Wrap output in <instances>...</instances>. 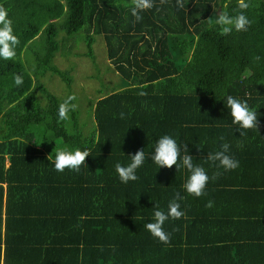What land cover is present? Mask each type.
<instances>
[{
    "label": "trees",
    "instance_id": "obj_1",
    "mask_svg": "<svg viewBox=\"0 0 264 264\" xmlns=\"http://www.w3.org/2000/svg\"><path fill=\"white\" fill-rule=\"evenodd\" d=\"M151 3L137 22L133 0H0L19 41L15 58L0 60V264H231L218 260L223 242L234 256L264 252V0ZM224 13H243L246 30L221 35L215 18ZM82 29L88 51L72 52L94 59V35H102L122 83L107 95L96 89L93 127L84 129L76 110L57 121L65 98L39 80L51 72L71 87L69 71L53 60L66 52L59 31ZM42 31L34 76L23 53ZM15 74L23 76L20 87ZM227 95L256 111V128L239 135L223 104ZM164 134L206 170V195L183 191L186 169H157L151 161ZM223 143L239 162L234 170L207 159ZM55 146L90 154L78 173H57L50 162ZM138 150L145 154L138 179L121 184L114 165H126ZM177 192L184 215L165 222L163 244L143 224L153 203L166 211Z\"/></svg>",
    "mask_w": 264,
    "mask_h": 264
},
{
    "label": "clouds",
    "instance_id": "obj_2",
    "mask_svg": "<svg viewBox=\"0 0 264 264\" xmlns=\"http://www.w3.org/2000/svg\"><path fill=\"white\" fill-rule=\"evenodd\" d=\"M177 8L182 6L181 0H176ZM241 8L246 7L244 4L239 5ZM152 7L151 0H133L131 9L132 15L136 21H140V12ZM248 19L243 13L229 15L227 13L220 14L215 18V25L219 27L221 35H227L232 31L246 30ZM18 38L14 33L12 23L7 19V13L0 10V60L11 61L15 58ZM23 76L15 74L13 76V84L17 87L22 86ZM143 95L144 93H140ZM75 97L67 96L57 107V121H67L69 113L77 107L73 101ZM223 104L227 109V114L231 117V124L239 132L244 135L245 130L253 129L258 126V116L256 111L251 109L246 100L239 99L232 95L222 98ZM120 118H124V113H120ZM56 143V142H55ZM40 143H37L39 145ZM183 151L187 152L188 148L183 145ZM182 147L178 145L176 139L171 135L164 134L159 136L153 145L150 154L151 161L160 168H171L173 165L176 169L184 168L187 170V178L184 181L183 191L193 197H201L206 195V184L209 176L206 170L195 165L192 162V155L182 154ZM229 144L223 143L220 149L214 153H207V159L212 161L216 167L222 168L224 171L234 170L238 167L239 162L228 154ZM54 156L51 158L53 170L57 173H63L66 169L72 172H79L81 166L85 164V158L89 156V151L73 148H58L55 146ZM52 152V153H53ZM130 162L122 165L116 162L114 170L121 184L127 185L130 181H136L137 169L143 166L145 162L144 150H138L135 154L128 155ZM183 197L177 192L167 204V210H162L153 203V212L149 222L143 224V228L155 239L163 244L169 241V234L165 232L163 226L168 220L180 219L184 212L181 210L179 200ZM205 207H212V201H208Z\"/></svg>",
    "mask_w": 264,
    "mask_h": 264
},
{
    "label": "rangeland",
    "instance_id": "obj_3",
    "mask_svg": "<svg viewBox=\"0 0 264 264\" xmlns=\"http://www.w3.org/2000/svg\"><path fill=\"white\" fill-rule=\"evenodd\" d=\"M85 34V29L73 35H67L65 32L59 31V40L62 39L63 35H66L65 46H62V49H66V52L64 53V58L56 54L53 63L61 70L69 71L73 79L71 87H68L59 76L51 72L40 74L39 76V80L44 83L45 87L59 99L66 98L69 95L75 97L73 103L77 105L75 110L79 113V119L83 129L85 125L88 128L93 127V123H91L92 117L90 118L89 116L91 99L96 94V89H103V95H107V92L119 89L122 85L118 74L119 81L116 84L118 79L116 73L113 71L112 63L107 57L105 40L102 35H94V43L92 46L94 59L85 55L76 54L88 51ZM44 39L45 32L42 31L32 45L23 53V62L26 65V69L34 76L37 73L34 72L38 68L37 55L42 54L44 50ZM70 42L73 46L69 44ZM74 47H76L74 50L76 53L72 52ZM37 71L40 72V69L38 68ZM90 75H95V78H90ZM96 100H98L97 95L93 98V103Z\"/></svg>",
    "mask_w": 264,
    "mask_h": 264
},
{
    "label": "crops",
    "instance_id": "obj_4",
    "mask_svg": "<svg viewBox=\"0 0 264 264\" xmlns=\"http://www.w3.org/2000/svg\"><path fill=\"white\" fill-rule=\"evenodd\" d=\"M246 225L252 226V222L249 220ZM206 236L210 241H217L221 238L220 236ZM236 251L235 249L228 248L225 242L219 243L218 247H216V254L218 255L219 261H230L231 264H264V252H260L261 250L259 249H255L251 253H245L244 255L239 254L238 256H234Z\"/></svg>",
    "mask_w": 264,
    "mask_h": 264
}]
</instances>
